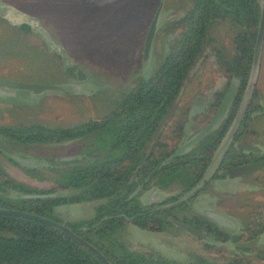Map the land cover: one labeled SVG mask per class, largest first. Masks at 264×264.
<instances>
[{
    "label": "rangeland",
    "instance_id": "1",
    "mask_svg": "<svg viewBox=\"0 0 264 264\" xmlns=\"http://www.w3.org/2000/svg\"><path fill=\"white\" fill-rule=\"evenodd\" d=\"M160 1L0 0L3 3H0V33L3 30L1 20L16 26L28 24L30 28L28 31L18 29L21 40L14 47L10 43V30L0 35V75L34 83H73L80 88L77 94L47 91L41 95L24 89L13 92L1 90L0 127L17 130L34 124L50 129L67 127L87 120H99L113 111L119 96L129 87L136 74L150 76L166 54L169 39L161 28L168 20L181 16L191 5L190 0H162L150 56L142 65L144 37ZM259 3L264 6L263 0H259ZM223 43L227 44L228 39L223 38ZM33 49L39 53L37 58L30 57ZM252 80L259 87L257 101H264V41ZM225 86L222 72L213 57L207 58L202 66L195 67L178 99L180 108L185 110L193 106L198 111L191 136L213 114L215 107L211 105L215 104ZM259 119L249 118L247 139L244 141L264 147V133L257 134L253 130L255 125L264 128V119ZM258 121L261 124H257ZM230 140L225 138V143L216 150L211 160L212 167L225 156ZM93 141L30 144L34 152L29 150V153L22 155V159L28 162L14 164L0 156V174L28 186L46 187L51 183L48 179L40 180L31 174L55 178L57 172L49 170L50 166L62 170L75 163L85 164L103 159L109 151L108 144ZM0 142L7 141L0 135ZM76 152L79 153L74 155ZM234 152H231L229 160H233ZM208 172L206 170L199 188L201 182L211 181L212 175L209 176L211 173ZM244 179L243 184L236 183L241 195L234 197L233 203L229 202L231 208L225 209L238 227L244 225L255 207H264V169L252 176L247 174ZM140 190L138 188L135 194L143 202L145 192L151 189ZM196 190L194 188L184 194L178 188L160 192L158 201L162 203L159 206L174 205L172 214L183 217L188 223H195L193 217L205 219L206 213L205 216L199 214L206 203L213 206L212 189L208 187L198 193ZM76 192L72 188L62 191V195ZM222 193V190H217V196L221 198L219 203L224 201ZM17 194L0 178V196L15 198ZM167 196H176V199L164 202ZM104 202L105 199H91L57 205L53 207L52 214L54 219L65 223L92 219L96 207ZM222 206L226 207L224 202ZM223 231L230 236L238 234V231ZM205 233L208 238L203 240L170 221L160 231L140 229L127 222L113 231L112 239L143 264H229L231 260H238L240 264H264V259L256 257L255 250L240 251L231 239L220 241ZM252 248L264 250V238Z\"/></svg>",
    "mask_w": 264,
    "mask_h": 264
},
{
    "label": "trees",
    "instance_id": "2",
    "mask_svg": "<svg viewBox=\"0 0 264 264\" xmlns=\"http://www.w3.org/2000/svg\"><path fill=\"white\" fill-rule=\"evenodd\" d=\"M190 3L181 16L168 20L161 28L168 36V47L154 72L147 77L136 74L119 96L114 110L104 118L51 129L34 124L18 132L26 134L24 138L30 143L78 137L90 142H94L93 139L106 142L109 146L107 155L103 159L75 163L62 170L50 166L49 170L57 172L55 178L31 174L51 182L42 188L4 178L0 174L4 183L18 193H59L54 197L30 199L0 196V207L54 219V206L105 199L96 207L94 218L66 222L67 226L100 250L111 264H143L112 239L113 231L128 222L118 215L131 217L129 222L140 229L160 231L168 223L165 213L153 210V204L141 205L135 194L137 189L143 191L157 187L169 191L178 188L183 193L202 180L215 148L227 133L241 101L263 7L259 0H190ZM2 24V32H12L10 43L13 47L20 44L18 29H29L27 24L18 27L5 21ZM223 38L228 39V45L223 43ZM31 53L32 58L39 55L36 49ZM209 57L214 58L228 80L239 82L238 90L224 118L193 146L171 158L170 155L185 137L187 108L184 110L178 106L179 95L195 67L202 66ZM222 94L214 106H217ZM255 95L253 92V97ZM252 98L242 123L254 118L250 117V113L257 107L253 105ZM243 126L240 125L236 132ZM0 130L9 131L5 128ZM72 188L78 192L62 195V191ZM174 199L176 196L169 197V200ZM180 204L183 205V202ZM193 220L196 228L204 226L207 233L217 240L246 241L264 232V207H255L241 232L233 236L207 219L193 217ZM236 249L255 250L256 257L264 259V250ZM0 264L104 263L87 247L48 224L22 216L0 214ZM229 264L240 263L231 260Z\"/></svg>",
    "mask_w": 264,
    "mask_h": 264
},
{
    "label": "water",
    "instance_id": "3",
    "mask_svg": "<svg viewBox=\"0 0 264 264\" xmlns=\"http://www.w3.org/2000/svg\"><path fill=\"white\" fill-rule=\"evenodd\" d=\"M162 6V0L160 1L158 7L156 8L153 17L149 23L148 29L146 31L144 42H143V48H142V57L141 62L142 65H144L150 56L152 41L155 36L157 27H158V20H159V14L161 11ZM263 41H264V6L261 10V16L260 21L257 29L255 44L253 48V59H252V70H251V77L248 81V84L245 88V91L242 95L241 101L239 103L238 109L236 111L235 117L227 131L226 134V140H230L235 132L237 131L243 116L247 110V106L251 97V92L253 89V73L255 72V69L259 63L260 54L263 47ZM17 89H24L28 90L32 94L35 95H41L47 91H56L61 93H69V94H77L80 92V88L77 84L73 83H34V82H23V81H16L9 78L1 77L0 76V91H7V92H13ZM237 91V83L234 81H231L228 85V87L225 89L218 106L216 107L213 115L210 117L208 122L192 137H190L188 140H186L184 143L180 144L170 155L171 158L176 157L183 152H185L189 147L194 145L197 141L202 139L206 134H208L226 115L231 103L234 100L235 94ZM82 92V91H81ZM264 107V102L261 104ZM193 109V108H192ZM191 109L190 113L188 114V119L185 125L184 135L189 136L190 135V129H191V115L193 114V110ZM234 148L240 152H243V154H250V153H256L259 151V147L257 144L251 143V142H245V141H237L234 144ZM2 152L12 159L15 162L24 163L28 162V160L22 159L20 157H17L16 155H13L9 152L3 151ZM234 154L232 155V159H234ZM160 166L156 167L147 177L146 180L151 177V175L159 168ZM264 169V160L262 161H255L250 163H243L239 164L237 166H233L230 168H227L224 170V177L220 176V178L217 180V184L220 186L226 188V190H231L235 188L236 179H240L242 177H245L247 174L253 173L255 171ZM220 174V173H219ZM223 179V180H222ZM59 193H48V194H36V193H18L16 198H22V199H30V198H44V197H54L58 196ZM150 196L146 200H144L141 205H151L154 204V202L158 201L161 197L160 192L158 193L157 190L152 189L149 193ZM206 217L211 220L216 226L220 227L223 230H235L237 229V223L230 218L229 216L212 210H206ZM0 214H9V215H16V216H22L34 220H38L40 222H43L45 224H48L61 232L67 234L74 240L78 241L85 247H87L89 250H91L104 264H111L109 260L98 250L95 246L90 244L88 241L82 239L80 236L75 234L73 230L67 226L65 222H60L51 218H47L35 213L26 212L22 210L17 209H10V208H4L0 207ZM118 216L124 217L126 221H130L131 217L126 216L125 214H119ZM104 219V218H102ZM167 220L170 221L175 226L182 228L183 230L187 231L191 235L200 238V239H207L208 235L183 222L180 218H176L174 216H167ZM264 238V232L249 239L246 241H239L234 242L235 247L237 248H252L258 245L261 240Z\"/></svg>",
    "mask_w": 264,
    "mask_h": 264
},
{
    "label": "flooded vegetation",
    "instance_id": "4",
    "mask_svg": "<svg viewBox=\"0 0 264 264\" xmlns=\"http://www.w3.org/2000/svg\"><path fill=\"white\" fill-rule=\"evenodd\" d=\"M1 4H3L2 2H0ZM1 21H5L6 23H8V24H10L11 26H16V25H14V24H12V23H10V22H8V21H6V20H1ZM21 25H23V24H21ZM28 25V24H27ZM18 26H20V25H18ZM17 26V27H18ZM28 28H29V26H28ZM3 30H4V28H3ZM2 30V31H3ZM23 30H26V29H22V31ZM28 30H30V28L28 29ZM28 30H26V31H28ZM11 32V31H10ZM12 33V32H11ZM2 34H7L6 33V31H4V32H1L0 33V35L2 36ZM9 37V36H8ZM21 40V39H20ZM3 47H4V45H3ZM6 48H7V46H5ZM9 48H11V45H10V47ZM13 50V49H12ZM251 70H252V63H251V67H250V71H249V76H248V79H247V83H246V86H247V84H248V81L250 80V77H251ZM1 77H5V78H9V77H7V76H3V75H0ZM222 78L224 79V81H225V84H226V86H225V88H224V90H223V93H224V91H225V89L228 87V85H229V83L231 82V81H234L235 83H237V90H238V87H239V82L237 81V80H234V79H230V80H228L227 78H226V76H224V74L222 73ZM9 79H12V78H9ZM12 80H16V81H23L22 79L21 80H19V79H12ZM23 82H27V81H23ZM260 83V82H259ZM253 89H252V92H251V97H250V100H251V98L253 97V92L254 93H256V95L252 98L253 99V101H252V103H253V105L255 104L256 105V109H254L251 113H250V115L251 116H253V114L256 116H253L254 118H258L259 119V117H260V119L262 120V119H264V107L261 105L262 104V102H264V101H257L258 100V86H257V84H255V82H253ZM246 86H245V88H246ZM244 91H245V89H244ZM237 92V91H236ZM244 93V92H243ZM223 95V94H222ZM222 97V96H221ZM221 99V98H220ZM220 99H219V101H220ZM250 100H249V102H250ZM218 104H219V102H218ZM218 104H217V106H218ZM248 105H249V103H248ZM217 106H214V104L213 105H211V107H215L214 108V111H215V109H216V107ZM193 107V106H192ZM192 107L191 106H188L187 107V119H188V114L190 113V111H191V109H192ZM208 107H210L209 105H208ZM247 109H248V106H247ZM193 114L191 115V129H190V132L192 131V125H193V122H194V119H195V117L197 116V114H198V111L196 110V109H194V107H193ZM214 111H213V113H214ZM247 111V110H246ZM258 114V115H257ZM107 115V114H106ZM106 115H103L102 117L104 118ZM213 115V114H212ZM211 115V116H212ZM210 116V117H211ZM210 117H209V119H210ZM100 119H102V118H100ZM208 119V120H209ZM259 119V120H260ZM92 120H94V119H92ZM208 120H207V122H208ZM249 120V119H248ZM87 121H89V120H87ZM87 121H84V122H87ZM187 122V121H186ZM206 122V123H207ZM81 123H83V122H81ZM81 123H79V124H81ZM244 125L242 128H241V130L237 133V132H235V134H234V136L231 138V140H230V142H229V144H228V149L225 151V156L224 157H222V159H220L218 162H216V164L212 167V163H211V161L209 162V164H208V166L206 167V169H205V172H204V175H205V173H206V170H208V171H210V172H208L210 175L209 176H211L210 177V182H208L209 180H207L206 182L205 181H203V182H201L202 184H201V188H199L198 187V185H199V183H197V184H195L193 187H191L189 190H193L194 188L195 189H197L196 190V193H198V192H204V190H206V188H208V187H211V189H212V193H214L215 195H217V190H223V191H225L226 190V188H225V190L223 189L224 187H222V186H220L219 184H217V180L220 178V176H223L224 177V170L225 169H227V168H230V167H233V166H237V165H239V164H243V163H250V162H255V161H262V160H264V147H262L261 145H258L257 143H255L254 142V144H257V146L259 147V151L258 152H256V153H250V154H243V152H240V151H238V150H236L235 148H234V144L237 142V141H244V140H246L247 139V136H246V134H247V131H246V126L248 125V121H246L245 123H242V121H241V123H240V125ZM257 124H261V121L259 122H257ZM239 125V126H240ZM60 127V126H59ZM68 127V126H67ZM255 127V129H253L254 130V132L255 133H257V134H263L264 133V128H262V127H259V126H254ZM0 128H5V129H7V130H9V131H1L0 130V135H1V137H3V138H5V141H7V142H0V156H4L9 162H11V163H14V164H16V163H18V162H14L12 159H10L9 157H7L3 152H2V150L3 151H6V152H9V153H11V154H13V155H16L17 157H20V158H22V155H24V153H26V152H28L29 153V150L31 151V152H34V149H32L31 147H30V144H33V143H30V141L28 142V141H26V139L24 138V137H26V134H19L18 132H20V131H22L23 129H21V130H17V129H14L13 127H0ZM25 129V128H24ZM185 130V129H184ZM199 131V130H198ZM197 131V132H198ZM196 132V133H197ZM195 133V134H196ZM194 134V135H195ZM227 134V133H226ZM226 134H225V136L222 138V140L217 144V146H216V148H215V151H214V154H213V157H214V155H215V153H216V150H218V148H220V146L222 145V144H224L225 142H223V140L226 138ZM245 135V136H244ZM22 136V137H21ZM193 136V135H192ZM191 136V134L189 135V136H185L184 138H183V140L179 143V145L180 144H182V143H184L186 140H188L190 137H192ZM72 141H77V142H74V143H77L78 144V141H80V142H87V140L86 139H82V137H78V138H73V139H67V140H53V141H31V142H34V143H43V142H46V143H50V144H57V143H63V142H72ZM249 141V140H248ZM245 142H247V141H245ZM251 142V141H250ZM251 143H253V142H251ZM178 145V146H179ZM193 146V145H192ZM235 151V152H234ZM231 152H234V156H235V158L233 159V160H229V156H230V154H231ZM79 152H76L74 155H77ZM252 154H255V155H257L256 157L255 156H253V157H251L252 156ZM249 155H251V156H249ZM213 157H212V159H213ZM211 159V160H212ZM217 169V170H216ZM216 170V171H215ZM263 169H261V170H258V171H255V172H253V173H250L249 174V176H252L254 173H260V171H262ZM220 173L219 174V176H217L218 175V173ZM203 175V176H204ZM244 178H246V176L245 177H242V178H240V179H236V183H238V184H243V180H245ZM202 179H203V177H202ZM211 182H214V183H211ZM210 183V184H209ZM235 188H236V184H235ZM234 188V189H235ZM149 189H155V190H157V191H160V192H163V190H159L157 187H151V188H149ZM189 190H186V191H184L182 194H184V193H186V192H188ZM226 192V191H225ZM196 195V194H195ZM195 195H193L192 197H195ZM169 197L170 196H167L166 198H165V201L164 202H169L170 200H169ZM142 203V202H141ZM162 202H160V201H158V202H156L155 204H153V210H162L164 213H165V217H167V216H169V215H171V216H174V217H176V218H180L183 222H185L186 224H188L187 223V221L183 218V217H180V216H175V215H173L172 214V212H171V210H172V208L174 207V205H170V206H166V207H161V206H159V204H161ZM178 205H179V203H178ZM218 212V211H217ZM221 213V212H220ZM205 219H207V220H209L206 216H205ZM233 219V218H232ZM234 220V219H233ZM209 221H211V220H209ZM212 222V221H211ZM214 224V223H213ZM189 225H191V226H193V227H195L196 228V225L195 224H193V223H189ZM215 225V224H214ZM216 226V225H215ZM218 227V226H217ZM218 228H220V227H218ZM241 228H243V226L242 227H237V229H235V230H232V231H238L237 233L239 234L240 232H241ZM197 229H199V230H204L205 232H207L206 231V229L204 228V226H202V227H200V228H197ZM221 229V228H220ZM222 230V229H221Z\"/></svg>",
    "mask_w": 264,
    "mask_h": 264
},
{
    "label": "crops",
    "instance_id": "5",
    "mask_svg": "<svg viewBox=\"0 0 264 264\" xmlns=\"http://www.w3.org/2000/svg\"><path fill=\"white\" fill-rule=\"evenodd\" d=\"M152 190V189H151ZM225 190V189H224ZM223 191V190H222ZM226 191V192H225ZM225 191H223V193H222V195H224L225 197H224V204L226 205V207L224 208L223 206H222V203L223 202H220L219 203V200L221 199L220 197H218L217 195H215L214 193H212V202H213V206H211V205H209V204H205V205H203L201 208H203V210L201 211V214H199V215H201V216H205L204 215V213H205V211L206 210H212V211H218V212H221V213H223V214H225V215H227V216H229L230 217V214L229 213H227V208L229 207V208H231L230 206L231 205H229V202H231V203H233V201H232V199L234 198V197H237V196H239V195H241L240 193H242L241 192V190H239V189H231V190H225ZM158 192H160V191H158ZM149 193H150V191L148 190V191H146L145 192V194H144V200H146L147 198H149L148 196H150L149 195ZM209 205V206H208ZM224 208V209H223ZM226 209V210H225ZM128 223H131V222H129L128 221ZM132 224V223H131Z\"/></svg>",
    "mask_w": 264,
    "mask_h": 264
}]
</instances>
